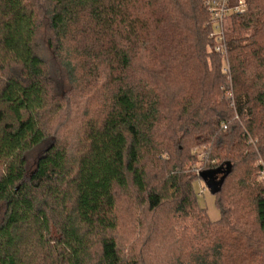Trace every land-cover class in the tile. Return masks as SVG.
I'll list each match as a JSON object with an SVG mask.
<instances>
[{
	"label": "trees",
	"instance_id": "1",
	"mask_svg": "<svg viewBox=\"0 0 264 264\" xmlns=\"http://www.w3.org/2000/svg\"><path fill=\"white\" fill-rule=\"evenodd\" d=\"M247 1L228 17L233 106L207 0H0V264H264V0ZM43 18L67 96L87 75L110 87L81 149L43 148L58 89L36 51ZM203 172L217 222L197 204ZM118 191L190 223L175 236L155 218L160 255L126 256Z\"/></svg>",
	"mask_w": 264,
	"mask_h": 264
},
{
	"label": "rangeland",
	"instance_id": "2",
	"mask_svg": "<svg viewBox=\"0 0 264 264\" xmlns=\"http://www.w3.org/2000/svg\"><path fill=\"white\" fill-rule=\"evenodd\" d=\"M41 12L43 13V10ZM42 23L36 35V51L46 60L48 66L51 67V73L54 80H56L58 88L57 98L53 97L54 100L52 101L51 107L44 113L43 123L45 124L47 139L44 142L43 148L52 141H56L62 146L67 147L69 151L81 149L83 145L82 134L84 132V122L87 121V119L99 116L102 111L103 101L106 100L110 93V87H107V82H105L104 78L87 75L85 79L83 78L85 84L82 85V83H80V86L75 89V92L72 91L71 94L67 96V91L70 90L68 87L69 84L67 79L59 77L61 76L59 71L60 65H58L53 48V33L46 18L42 19ZM229 27L230 22L227 18L224 27L226 36H229V34H227V32H229ZM219 59H221L220 56ZM229 61L231 62V59ZM224 88L227 90V100L229 99L230 92H232L234 97V88L230 79L225 78ZM230 101L234 106V100ZM55 102L57 105H55ZM193 150L195 149L193 148ZM37 156L38 152H34L31 155L30 164L36 161ZM167 156H169V154H167ZM202 158L203 157L200 158V156L191 158L186 170L194 173L202 168V161H200ZM150 177H152V174ZM203 189H205V191L202 194L201 191ZM194 190L197 193V204L199 207L206 210L208 218H210L212 222L219 221V219H221V212L217 206L216 197L208 188L206 182L195 180ZM136 197L134 191L119 192L118 218L120 226L115 233V235L119 237V246L126 256H132L134 251L141 254L143 253V256L147 258L152 253L160 255L161 250L155 248V243L159 242L158 239L162 234L160 235L161 230H159L160 232L158 231L159 233L155 232L156 228L154 226H156V224H152V221L157 219V222H159L161 220L160 229L165 227L166 232L174 233L175 236L177 234L182 235L183 233L178 227H184V225L190 223V221L188 219H180V217H178L179 215L175 217L173 211H164L162 215L158 214L157 216L144 213V209ZM165 220L167 225L163 223Z\"/></svg>",
	"mask_w": 264,
	"mask_h": 264
},
{
	"label": "built area",
	"instance_id": "3",
	"mask_svg": "<svg viewBox=\"0 0 264 264\" xmlns=\"http://www.w3.org/2000/svg\"><path fill=\"white\" fill-rule=\"evenodd\" d=\"M247 0H207V7L211 17L210 22V38L214 41V51L222 59V70L226 78L231 80V65L229 59V50L224 30L226 19L230 14L244 12L247 7ZM229 99L233 100L232 92L229 93ZM223 129H227L224 125ZM258 167V182L264 185V159L259 158L257 162ZM205 189L201 191L203 194Z\"/></svg>",
	"mask_w": 264,
	"mask_h": 264
},
{
	"label": "water",
	"instance_id": "4",
	"mask_svg": "<svg viewBox=\"0 0 264 264\" xmlns=\"http://www.w3.org/2000/svg\"><path fill=\"white\" fill-rule=\"evenodd\" d=\"M214 173H209V172H203L201 173V178L206 182L208 188L211 190L213 195L218 191V184L213 178Z\"/></svg>",
	"mask_w": 264,
	"mask_h": 264
}]
</instances>
